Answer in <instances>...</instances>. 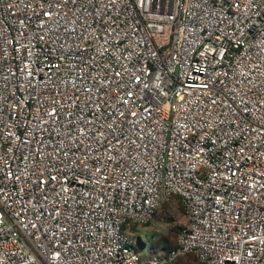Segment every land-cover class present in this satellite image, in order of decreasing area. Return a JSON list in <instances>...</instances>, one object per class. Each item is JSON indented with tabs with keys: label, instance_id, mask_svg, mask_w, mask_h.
Wrapping results in <instances>:
<instances>
[{
	"label": "built area",
	"instance_id": "1",
	"mask_svg": "<svg viewBox=\"0 0 264 264\" xmlns=\"http://www.w3.org/2000/svg\"><path fill=\"white\" fill-rule=\"evenodd\" d=\"M187 255L264 264V0H0V264Z\"/></svg>",
	"mask_w": 264,
	"mask_h": 264
},
{
	"label": "rangeland",
	"instance_id": "2",
	"mask_svg": "<svg viewBox=\"0 0 264 264\" xmlns=\"http://www.w3.org/2000/svg\"><path fill=\"white\" fill-rule=\"evenodd\" d=\"M187 211L179 197H172L170 201L162 205L157 215L147 224L137 226L136 230H130V235L136 243V249L143 257L162 255L163 252L154 251L153 246L163 238L170 235L175 226L187 227Z\"/></svg>",
	"mask_w": 264,
	"mask_h": 264
},
{
	"label": "trees",
	"instance_id": "3",
	"mask_svg": "<svg viewBox=\"0 0 264 264\" xmlns=\"http://www.w3.org/2000/svg\"><path fill=\"white\" fill-rule=\"evenodd\" d=\"M187 213V212H186ZM188 216V215H187ZM137 225H132L131 230H136ZM186 228L183 226H175L171 231L168 237L163 238L159 243L153 246L154 251L157 253V250L161 252L168 253L178 247L179 238ZM139 252V251H138ZM174 264H202L195 255H187L177 260Z\"/></svg>",
	"mask_w": 264,
	"mask_h": 264
},
{
	"label": "crops",
	"instance_id": "4",
	"mask_svg": "<svg viewBox=\"0 0 264 264\" xmlns=\"http://www.w3.org/2000/svg\"><path fill=\"white\" fill-rule=\"evenodd\" d=\"M150 256H147L146 258H149Z\"/></svg>",
	"mask_w": 264,
	"mask_h": 264
}]
</instances>
